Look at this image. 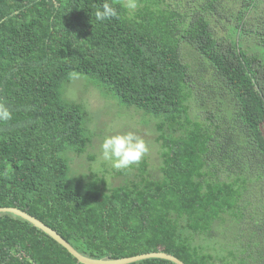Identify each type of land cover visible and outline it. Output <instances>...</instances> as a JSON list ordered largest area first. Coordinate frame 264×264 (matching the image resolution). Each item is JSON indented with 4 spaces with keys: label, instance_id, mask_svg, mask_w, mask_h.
<instances>
[{
    "label": "trees",
    "instance_id": "trees-1",
    "mask_svg": "<svg viewBox=\"0 0 264 264\" xmlns=\"http://www.w3.org/2000/svg\"><path fill=\"white\" fill-rule=\"evenodd\" d=\"M103 2L0 0V100L12 113L0 124V207L92 258L163 251L184 264H264V0H136L132 12L107 0L118 16L99 22ZM182 44L206 78L183 61ZM195 73L217 96L212 109L199 104L203 120L189 115ZM81 76L157 120L159 177L145 158L113 169L122 177L113 186L70 174L66 153H84L93 136L84 105L63 96ZM231 228V249L214 241ZM0 264L80 263L0 213Z\"/></svg>",
    "mask_w": 264,
    "mask_h": 264
},
{
    "label": "rangeland",
    "instance_id": "rangeland-1",
    "mask_svg": "<svg viewBox=\"0 0 264 264\" xmlns=\"http://www.w3.org/2000/svg\"><path fill=\"white\" fill-rule=\"evenodd\" d=\"M181 54L183 61L187 62L193 71L201 73L204 78L208 75L207 69L204 67L202 59L197 55V52L191 49L188 45L182 44ZM87 76L73 78L63 90V96L72 101L80 102L84 105L88 112L87 127L93 134L91 143L86 151L80 155L73 152H67L66 156L70 160V174L84 175L90 177L91 174L103 176L108 186L117 185L122 181V177H116L113 173V168L109 162H106L101 157L100 145L104 137L114 134H122L132 131L136 135L142 137L149 147L148 153L143 156L148 162L149 173L152 177H159L160 165V145L156 140L157 132L155 129L156 119L151 116L144 115L132 107L125 108L108 94L103 88L93 84ZM192 96L189 99V115L191 118L202 115V109L198 106L204 103V107L208 109L214 108L213 102L217 96H212L208 93L207 84L199 80L198 75L193 74ZM211 98V99H210ZM203 120V116L197 117ZM90 157H92L90 159ZM221 231L223 228H219ZM233 229L225 231V236H218L214 241L221 243L224 248H232L231 242ZM217 247L219 245H216ZM223 247H220L223 248ZM218 249V250H220ZM225 255L229 260L227 250L218 251ZM217 252V254H218ZM238 255L239 251H235ZM238 257V256H237ZM230 264H237V261H230Z\"/></svg>",
    "mask_w": 264,
    "mask_h": 264
},
{
    "label": "clouds",
    "instance_id": "clouds-1",
    "mask_svg": "<svg viewBox=\"0 0 264 264\" xmlns=\"http://www.w3.org/2000/svg\"><path fill=\"white\" fill-rule=\"evenodd\" d=\"M130 12L136 9V0H125L124 5ZM118 16L117 9L107 0L95 11V19L99 22L110 20ZM12 113L3 100H0V124L11 120ZM149 151L145 140L132 131L104 137L100 152L104 161L109 162L117 170H130L133 165L140 163Z\"/></svg>",
    "mask_w": 264,
    "mask_h": 264
},
{
    "label": "water",
    "instance_id": "water-1",
    "mask_svg": "<svg viewBox=\"0 0 264 264\" xmlns=\"http://www.w3.org/2000/svg\"><path fill=\"white\" fill-rule=\"evenodd\" d=\"M0 213H9L16 217H19L31 225L41 230L43 233L51 237L59 245L65 248L69 254H71L80 264H128L135 261H140L149 258H160L174 262L175 264H184L181 260L175 256L163 251H153L148 253H142L130 257H122L117 259L110 258H92L79 253L72 245H70L63 237H61L55 230L44 224L36 217L22 211L16 207H0Z\"/></svg>",
    "mask_w": 264,
    "mask_h": 264
}]
</instances>
